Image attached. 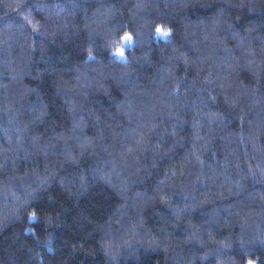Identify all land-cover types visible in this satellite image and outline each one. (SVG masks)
Listing matches in <instances>:
<instances>
[{
    "label": "trees",
    "instance_id": "16d2710c",
    "mask_svg": "<svg viewBox=\"0 0 264 264\" xmlns=\"http://www.w3.org/2000/svg\"><path fill=\"white\" fill-rule=\"evenodd\" d=\"M0 264H264V0H0Z\"/></svg>",
    "mask_w": 264,
    "mask_h": 264
},
{
    "label": "rangeland",
    "instance_id": "374dc122",
    "mask_svg": "<svg viewBox=\"0 0 264 264\" xmlns=\"http://www.w3.org/2000/svg\"><path fill=\"white\" fill-rule=\"evenodd\" d=\"M116 56L118 58H120V59H124V56H123V53H122V49L116 53Z\"/></svg>",
    "mask_w": 264,
    "mask_h": 264
}]
</instances>
